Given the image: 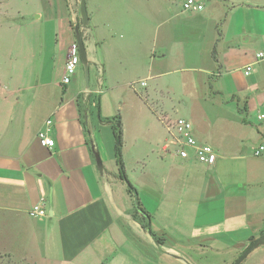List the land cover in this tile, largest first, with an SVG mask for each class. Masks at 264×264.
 Instances as JSON below:
<instances>
[{
    "label": "crops",
    "instance_id": "obj_1",
    "mask_svg": "<svg viewBox=\"0 0 264 264\" xmlns=\"http://www.w3.org/2000/svg\"><path fill=\"white\" fill-rule=\"evenodd\" d=\"M207 2L201 12L183 7L181 12L171 11L155 27L161 50L153 48L143 65L144 82L161 83L174 71L184 74L178 78L185 91L203 83L205 97L218 106L234 140L209 138V127L197 116L206 137L194 125L198 141L212 145L211 141L218 150L233 146L234 158L244 161L264 146V60L257 59L264 52V0ZM78 16L73 0L38 16L36 24L44 17L51 37L45 42L41 72L36 78L11 77L15 89L10 99H0V254L29 264H193L190 253L197 248H231L234 263L252 239L264 233V192L257 189L264 182V161L233 172L220 170L218 160L207 166L161 148L149 186L156 200L150 206L147 193V201L140 199L152 218L142 221L128 188L119 185L124 181L103 162L93 134L95 122L82 107L88 91L78 78L63 84ZM105 25L114 28L109 21ZM91 33L87 28V50L95 44ZM18 53L20 59L19 49ZM247 66H252L249 75ZM193 72L205 76L187 75ZM170 116L163 111L158 115L166 141L169 136L161 120ZM48 120L53 148L43 147L38 138ZM253 121L259 124L256 129ZM153 151L152 147L145 158ZM40 204L47 214L32 216L31 210Z\"/></svg>",
    "mask_w": 264,
    "mask_h": 264
},
{
    "label": "rangeland",
    "instance_id": "obj_2",
    "mask_svg": "<svg viewBox=\"0 0 264 264\" xmlns=\"http://www.w3.org/2000/svg\"><path fill=\"white\" fill-rule=\"evenodd\" d=\"M214 1L216 0H209L207 3ZM59 2L64 3V0H0V99H10L11 92L15 89L13 84L10 85L11 77L35 74L36 78L40 74L45 42L47 38L50 41L51 37L47 33L45 18L43 17L39 24H36L37 19L39 15L55 9ZM73 2L79 13L76 24L82 27L80 0ZM87 2L89 17L92 18L88 28L92 31L91 38L95 40L94 48L88 50L91 61L89 88L82 63L72 78L73 80L78 78L81 87L89 93L88 96H83L82 107L86 108L84 110L90 113L89 116L92 115L95 122L94 138L109 172H119L116 158L119 141L115 130L117 125L102 123L100 117L113 119L121 116V152L127 177L137 192H141L139 196L141 200H148L146 193L152 197L149 204L152 206L156 198L153 187L149 186H153L154 172L162 155L161 148L166 142L165 129L158 117L162 111L169 113L173 120L178 118L191 120L203 139L206 138L202 136L204 127L199 125L197 116L203 117L205 126L209 127V130L205 129L208 130L205 134L209 138L212 136L234 140V137L218 114V106L211 102V98L205 97L203 83L195 90L190 87L192 91H185L178 78L184 74L172 71L162 78L161 83L158 80H149L146 81V87L141 86V83L147 80L143 77V65L148 64L151 50L153 48L161 50V44L156 39L155 27L166 20L171 11L181 12L185 0H87ZM108 21L112 23L113 29L112 26L105 25ZM98 26L97 31L95 27ZM18 49L21 52L20 59L23 61L16 55L19 54ZM192 74L198 77L205 76L199 72L187 73ZM170 86L174 88L173 91ZM151 108L158 113H154ZM253 122L252 125L256 129L259 124ZM195 136L199 140L200 136L198 134ZM209 143L218 152L220 170L231 168L233 172L232 169L239 171L246 165L253 163L261 165L264 161V154L241 161L234 158L236 153L230 151L234 149L233 146L218 150L211 141ZM152 147L155 151L150 157L145 158ZM119 185L123 189L128 188L125 182H120ZM145 186L148 187L146 191L143 189ZM257 189L264 192V182H261ZM228 249L218 251L210 248L203 251L197 248L195 252L190 253V258L193 264H234L238 259L232 263L235 255L231 248ZM0 264L29 263L8 254H0ZM241 264H264V245L253 251Z\"/></svg>",
    "mask_w": 264,
    "mask_h": 264
},
{
    "label": "built area",
    "instance_id": "obj_3",
    "mask_svg": "<svg viewBox=\"0 0 264 264\" xmlns=\"http://www.w3.org/2000/svg\"><path fill=\"white\" fill-rule=\"evenodd\" d=\"M207 0H185L184 10L188 12H201L206 6ZM258 60H264V52L257 54ZM81 64L80 47L75 40L69 47L68 59L65 66V77L63 84L68 85L72 77L76 75L78 66ZM252 71V66H247L245 74L249 75ZM142 87L146 86L143 81ZM259 119H263L260 116ZM162 123L165 125L169 138L165 142L162 150L164 152H172L182 160L194 159L195 161L205 164L207 166H214L218 160L216 149L208 143H200L195 136L194 124L191 120L186 118H178L176 120L170 118H163ZM51 120H48L47 129L38 134L40 144L43 147L53 148L55 140L49 135ZM264 154V146H259L254 149V155L260 157ZM31 215L34 217H41L47 214L44 204L35 206L31 210Z\"/></svg>",
    "mask_w": 264,
    "mask_h": 264
},
{
    "label": "water",
    "instance_id": "obj_4",
    "mask_svg": "<svg viewBox=\"0 0 264 264\" xmlns=\"http://www.w3.org/2000/svg\"><path fill=\"white\" fill-rule=\"evenodd\" d=\"M80 15L82 20V27L79 26L76 27V40L80 47L81 63L85 68L86 83H87V87L89 88L91 61L88 56L87 45L85 42V31L90 24L87 0H80ZM92 151L96 157V161L100 173L104 174V166L99 151L97 150L94 144H92ZM149 228H150V224H149ZM263 245H264V234H262L259 238L253 241L234 264H241L253 251H255L258 247Z\"/></svg>",
    "mask_w": 264,
    "mask_h": 264
},
{
    "label": "trees",
    "instance_id": "obj_5",
    "mask_svg": "<svg viewBox=\"0 0 264 264\" xmlns=\"http://www.w3.org/2000/svg\"><path fill=\"white\" fill-rule=\"evenodd\" d=\"M76 27L77 26H75V28H74L75 32H76ZM79 27H81V26H79ZM215 59H216V57H215ZM100 121L102 123H106V124H113L114 123L117 125L115 130H116V134H117V137L119 140L118 141V147L116 148L117 165L119 167L118 177L120 178V180L124 181L128 185V191H129L130 195L132 196V198L134 199V206H135L136 214L141 215L142 221H148L152 217L143 207V204H142V202L138 196L137 190L133 187V185L130 183V181L127 177V173H126V169H125V165H124V161H123V157H122V152H121V148H122L121 116L118 115L113 119H103L100 117ZM114 128H115V126H114ZM144 227L149 228L148 222H145ZM262 234H264V233H262ZM255 240L256 239L253 238L251 243ZM158 241L161 243V240L159 238H158Z\"/></svg>",
    "mask_w": 264,
    "mask_h": 264
}]
</instances>
